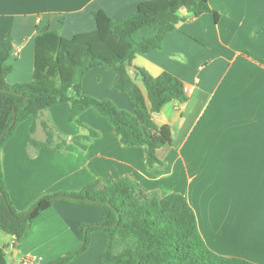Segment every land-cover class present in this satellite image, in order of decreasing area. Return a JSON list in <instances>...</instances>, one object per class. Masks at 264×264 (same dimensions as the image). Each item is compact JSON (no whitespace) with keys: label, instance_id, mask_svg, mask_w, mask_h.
<instances>
[{"label":"crops","instance_id":"0c3cea01","mask_svg":"<svg viewBox=\"0 0 264 264\" xmlns=\"http://www.w3.org/2000/svg\"><path fill=\"white\" fill-rule=\"evenodd\" d=\"M166 1L0 0V42L11 36L14 43L10 62L15 71L7 82H32L35 39L43 29L71 39L97 30L96 13L122 20L139 11L155 14ZM209 5L219 14L218 22L213 14L196 18L184 10L186 20L162 50L138 54L129 67L145 94L136 68L153 77L170 73L193 87L184 103L170 102L152 114L158 126L172 132V146L159 151L164 167L150 169L146 150L122 144L97 110L79 117L83 128L72 122L69 104H57L38 120L20 124L0 152L5 187L17 212L46 195L129 177L162 196L184 195L214 253L264 264V0H209ZM153 34L145 28L134 37L141 42ZM115 78L113 69L94 68L83 79V93L133 112L128 97L113 90ZM34 122L37 142L46 141L47 124L67 141L64 150L30 146ZM91 130L100 136L87 150L72 142ZM102 216L101 207L58 202L33 221L18 247L10 235H0V247L8 264H49L77 249L84 225L99 223ZM106 240L104 233L92 234L89 249L69 264H102Z\"/></svg>","mask_w":264,"mask_h":264},{"label":"trees","instance_id":"16d2710c","mask_svg":"<svg viewBox=\"0 0 264 264\" xmlns=\"http://www.w3.org/2000/svg\"><path fill=\"white\" fill-rule=\"evenodd\" d=\"M155 14L139 11L122 20H111L94 14L97 30L64 38L59 31L43 29L35 39L34 73L30 83L10 85L7 78L15 71L10 62L14 53L11 36L0 42V152L11 140L17 127L29 118L38 120L57 104H69L71 120L87 128L79 117L95 109L113 126L121 143L146 150L150 169L163 168L159 151L172 146L168 126H158L153 113L170 102L184 103L185 84L170 73L153 77L141 68L136 75L144 84L146 94L133 81L129 67L140 53L162 50L164 41L177 25L186 20L183 11L198 18L213 14L209 0H167ZM145 28L154 34L141 42L135 34ZM113 69L116 78L113 90L124 93L132 103L133 112L118 109L111 101H100L83 93L84 77L94 68ZM150 103L151 108H149ZM45 142H37L36 122L31 127L29 145L36 151L46 147L64 150L67 141L47 124ZM100 134L75 136L72 142L83 150ZM76 203L103 209L99 223L84 225L80 246L49 264H69L90 247L94 233L106 235V245L100 256L102 264H254L244 259L223 257L206 245L196 214L187 198L178 193L162 196L149 191L129 177L104 185L96 180L79 191L59 192L38 199L27 211L17 212L4 183L0 161V230L14 237L15 245L28 235L33 221L55 203ZM0 264H8L4 248L0 247Z\"/></svg>","mask_w":264,"mask_h":264},{"label":"built area","instance_id":"2783aa9c","mask_svg":"<svg viewBox=\"0 0 264 264\" xmlns=\"http://www.w3.org/2000/svg\"><path fill=\"white\" fill-rule=\"evenodd\" d=\"M184 91L187 95H191L193 93V87L185 86Z\"/></svg>","mask_w":264,"mask_h":264},{"label":"water","instance_id":"95a60500","mask_svg":"<svg viewBox=\"0 0 264 264\" xmlns=\"http://www.w3.org/2000/svg\"><path fill=\"white\" fill-rule=\"evenodd\" d=\"M18 246H19V244H16V247H18ZM17 255H18V249L15 248V250H14V257L16 258Z\"/></svg>","mask_w":264,"mask_h":264},{"label":"rangeland","instance_id":"374dc122","mask_svg":"<svg viewBox=\"0 0 264 264\" xmlns=\"http://www.w3.org/2000/svg\"><path fill=\"white\" fill-rule=\"evenodd\" d=\"M101 220H102V219H101ZM100 222H101V221H100ZM0 235H3V237H9L8 234L2 232L1 230H0Z\"/></svg>","mask_w":264,"mask_h":264}]
</instances>
